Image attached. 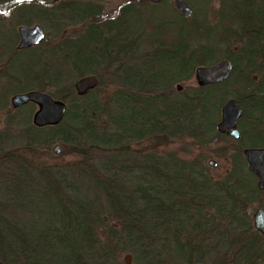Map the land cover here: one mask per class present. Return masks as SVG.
<instances>
[{"label": "trees", "instance_id": "obj_1", "mask_svg": "<svg viewBox=\"0 0 264 264\" xmlns=\"http://www.w3.org/2000/svg\"><path fill=\"white\" fill-rule=\"evenodd\" d=\"M212 1L190 2L192 16L178 15L182 25L166 37L160 34L171 25L163 20L166 25L157 28L158 35L151 31L153 37L142 45L148 49L142 50L144 37L129 35L134 33L127 25L131 3L102 30L99 6L58 1L52 7L49 1L19 0L24 13L39 3L44 14L54 8L92 21L76 36L61 32L40 53L35 47L9 55L8 66L19 53L34 59L18 75L10 71L11 79L24 85L15 91L41 90L67 108L58 124L42 127L30 123L33 103L17 107L12 115L6 112L9 125L16 127L15 142L23 145L0 154V264H114L121 251H132L139 264H164L152 249L154 242L163 237L160 251L174 261L170 251L184 249L180 216L187 218L189 209L200 213L214 231L215 264H264V235L247 212L264 189H258L243 154L246 147H264V0H218L210 18ZM220 58L233 65L225 81L174 87L188 82L197 66ZM104 71L110 73L112 90L99 99ZM93 73L99 76L98 85L77 94L75 77ZM44 81L55 89L46 91ZM229 97L242 108L238 139L216 128ZM4 104L0 100V107ZM180 138H191L198 146L223 141L220 149L229 159L225 174L212 180L201 165L175 154L160 158L130 149L142 142L166 144ZM55 139L80 156L81 180L104 194V206L75 198L70 193L74 181L45 164L33 167L17 159L18 149H48ZM115 167L137 171L133 189L118 188ZM7 207L20 213L21 222L7 221ZM204 209L212 213L205 216ZM102 214L114 223H104ZM187 247L191 254L199 250L189 242Z\"/></svg>", "mask_w": 264, "mask_h": 264}, {"label": "rangeland", "instance_id": "obj_2", "mask_svg": "<svg viewBox=\"0 0 264 264\" xmlns=\"http://www.w3.org/2000/svg\"><path fill=\"white\" fill-rule=\"evenodd\" d=\"M42 1H49L51 4H53L52 7H55V5L59 3L55 2L54 0ZM185 1L192 7L190 2H201L202 0ZM60 2H65L67 4L79 2L78 4H90L97 7L99 6L101 10V19H99V23L101 24L105 20L116 18L121 12V7L126 3H131L136 11L132 10V7L128 8V11L132 14H130L127 18V25L133 32L141 34L144 37L140 42L142 50L147 48L146 46L144 48L142 46L146 45L145 40L147 41L149 38H152V34L156 32V35H158L160 31L157 28H159V26L166 25L161 24V22H164L163 20L170 21L171 25L169 29L166 28L165 31L161 32L160 35L165 37L170 33L169 30L175 31V28H178L180 27V25H182V21L178 16L180 14L173 6V0H165L164 3L156 6H151L148 0H60ZM218 7V0H213L210 5H208L207 13L210 18H212L215 10ZM38 8L39 7L37 6H35L34 8L31 7L29 12H26L22 17L17 18V14H19L20 12H24L23 8H18L17 6L14 9H5L0 6V100H5V104L0 107V154L12 151L16 147L23 145L19 144V142H15V138L13 137V135L17 133L16 127L13 124L9 125V122L7 121L9 114L6 113L7 111H10L11 115L15 113L17 108H13L11 106V96L15 93H18L17 91H15L17 90L16 86H18V88L24 87L22 83L17 84L13 79H11L9 75L10 71H13L18 75L23 71V68H27L29 64L34 62V59H32V57L28 53H19L16 55L13 54L14 56H12L10 65L8 66V62L11 58L9 57V55H11L12 52L16 50V44L18 42L17 28L20 23L26 25H33L35 23H38L41 25L46 37L43 42L45 44L42 45V43L41 46H39V48L35 50V52L39 51L40 53L43 49L54 45L57 42L59 35H61V32L68 36H76L81 32V30H83V28H85V26L90 21H92V18H88L83 22L77 17L72 16V14L70 15V13L66 11L58 13L54 8L51 11L52 15L50 19H43L36 14V11L39 10ZM199 11H201V9H199ZM7 28L9 30H7ZM151 31L154 32L151 34ZM145 34L151 35L145 37ZM101 36H106L104 31L103 35ZM220 50L223 52L224 49L220 48ZM88 53V51H84L86 57L89 56ZM220 54L221 53L218 52V55ZM40 62V60H37V64H39ZM34 69L37 70L38 66L35 65ZM97 72L100 73V70ZM70 74L72 73L70 72ZM77 79L78 76L75 77L74 82ZM109 82L110 73L104 71L103 84L100 86L97 94L99 99H104L110 94L112 88L109 85ZM43 84L48 86V83L46 81H44ZM195 84L196 82L194 76L192 75L188 82L177 83L174 85V87L177 88V85H179L180 89H182L186 85ZM60 85H62V83ZM45 89L46 91H52L55 89V87L48 86ZM35 109L36 106L34 105L33 111L31 112L29 117L30 123L32 121V114ZM55 146H58V152L54 150ZM223 146H225V143L221 140L216 144L210 146H198L196 145V142L191 138H180V140L171 141L166 144L142 142L139 145L131 146L130 149H133L134 152H140L141 155L152 152L155 156L160 158H163L167 154H175L179 156L180 159L188 160L190 162L201 165L203 167V172L208 177H210L212 180H217L220 179L229 168V159L227 156H224L222 154L223 152L220 149L223 148ZM17 155L20 156H17V159L22 160L24 163H30L33 167H35V165L45 164V166L51 168L53 171L58 172L59 175L61 174L65 176L68 181H74L73 184L75 185H73V187L70 189V193L75 198L83 197L84 199L100 203L103 206L105 205L104 194L93 189L91 187V184L88 183L86 179L83 178V180H81L82 175L80 174L78 168L80 167V156L75 155L73 152H71L69 146L64 145L62 142L58 141V139L53 140L50 143L48 149L37 148L36 150H27L22 148V150L18 149ZM210 160L212 161L211 164H209ZM129 168H127L128 170L124 169L122 171L118 170L119 168L117 167H115L114 169V172H116L117 174V186L119 189H123L125 191L133 189L134 185L138 182L136 181L137 171H135L133 168ZM259 207H264L263 194H261L258 199L256 201H253L248 207L247 212L251 216V219L253 218V214L255 213L256 209ZM10 208L12 209L11 206ZM10 208L7 207L5 211V217L7 221L16 222L18 220L17 218H19L20 221V213H16V211L12 212ZM203 213H206L205 216H209L212 211L210 209H204ZM199 215L200 213H196L193 209H189L187 218L184 216H180L179 240L181 244L180 246L184 249L182 250L181 248H173L170 251V255L176 256L174 257V261H172L173 259L168 256V253L165 252L164 249L160 251V248L163 242H165V239L163 237H159V239L155 240L152 249L154 252H158L159 257L163 261H165L164 264H215V252L217 245L216 238L214 237V231L208 228L209 226L205 223V220L202 219ZM102 217L106 218L104 220V223H107V225H111L114 223V221L108 219L106 214H102ZM195 224L198 227L197 229L194 228ZM188 242L191 245L199 248V250L197 249L198 252L191 254V250L187 247ZM126 255H130V264H139L134 260L132 251H121L117 256L116 262L114 264H126L124 260ZM199 255H202L200 260L198 259ZM166 256L168 257L167 260ZM188 257H190V259H188Z\"/></svg>", "mask_w": 264, "mask_h": 264}, {"label": "water", "instance_id": "obj_3", "mask_svg": "<svg viewBox=\"0 0 264 264\" xmlns=\"http://www.w3.org/2000/svg\"><path fill=\"white\" fill-rule=\"evenodd\" d=\"M150 1L158 2L160 0ZM173 5L180 15L185 18H189L193 13L192 7L185 0H173ZM18 32L20 36L18 49H23L30 45H37L44 39V32L38 24L31 27L20 26ZM232 67L231 60L223 58L210 65L197 66L193 76L198 86L220 83L230 76ZM253 79L256 80L257 76L254 75ZM98 83L99 78L96 74H87L79 77L74 82V88L77 94L82 95L94 89ZM177 89L180 90L179 85H177ZM10 102L13 108L27 103H33L36 109L32 114V123L37 127L58 124L63 119L67 108L63 101L55 99L47 92L41 90H28L15 93L11 96ZM241 114L242 108L235 98H227L221 107L220 120L216 125L217 131L238 139L240 136L238 120ZM54 150L58 152V146H55ZM243 154L249 170L257 177L258 189L263 190L264 147H246L243 149ZM211 163L212 161L210 160L209 164ZM252 222L254 228L264 235V207L256 209ZM124 260L126 264H130V255H126Z\"/></svg>", "mask_w": 264, "mask_h": 264}, {"label": "flooded vegetation", "instance_id": "obj_4", "mask_svg": "<svg viewBox=\"0 0 264 264\" xmlns=\"http://www.w3.org/2000/svg\"><path fill=\"white\" fill-rule=\"evenodd\" d=\"M55 2H58V1H60V0H54ZM149 1V3H150V5L151 6H156V5H160V4H162V3H164L165 2V0H160V1H158V2H151L150 0H148ZM20 3H19V0H0V6L1 7H3V8H5V9H14V8H16L17 6H18V8H22V6H20L19 5ZM35 6H37V7H39L38 9V11H36V14H37V16H40V18H43V19H50V17H51V15H52V9L51 8H49L48 9V11L47 12H45V14L44 13H42L41 11H42V7L39 5V3L37 4H35L34 5V7ZM174 6V5H173ZM49 7H51V4H50V6ZM133 8V10H136L134 7H132ZM175 8V7H174ZM176 9V8H175ZM121 11H122V7H121ZM178 12V11H177ZM1 13V12H0ZM179 13V12H178ZM100 14H101V11H100ZM120 14H121V12H120ZM119 14V15H120ZM180 14V13H179ZM24 15V12H20L19 14H17V18H20V17H22ZM118 15V16H119ZM117 16V17H118ZM114 19V18H113ZM113 19H108V20H105L103 23H102V29L104 28V26H105V24L107 23V21H109V20H113ZM26 23V22H25ZM28 24V23H27ZM36 24H38V23H35V24H33V25H26V24H21L20 23V25L18 26V28L20 27V26H28V27H31V26H34V25H36ZM40 27H41V25L40 24H38ZM18 28H17V36H18V42H17V44H16V50L15 51H20V50H26V49H30V48H37V47H39V46H41V44L44 42V40H45V37H46V35H45V32H44V30H43V28H42V30H43V32H44V39L39 43V44H37V45H30V46H28V47H26V48H23V49H18V44H19V42H20V36H19V32H18ZM7 30H9L8 28H7ZM104 30V29H103ZM101 35H103V33H101ZM140 36H142V35H140ZM137 37V33L136 32H134L133 34H130V38H132V39H134V38H136ZM102 38H104L103 36H102ZM13 42H14V40H13ZM13 42H11V43H13ZM10 46V45H9ZM97 75V74H96ZM98 76V75H97ZM98 78H99V76H98ZM205 215H206V213H205Z\"/></svg>", "mask_w": 264, "mask_h": 264}]
</instances>
